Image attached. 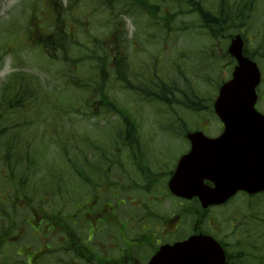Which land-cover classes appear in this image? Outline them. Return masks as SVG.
<instances>
[{
  "label": "flooded vegetation",
  "instance_id": "flooded-vegetation-1",
  "mask_svg": "<svg viewBox=\"0 0 264 264\" xmlns=\"http://www.w3.org/2000/svg\"><path fill=\"white\" fill-rule=\"evenodd\" d=\"M71 14L70 31L75 35L81 25L78 15ZM116 134L121 135L106 139L105 145L93 140L84 154L75 150L72 168L55 171L58 178L52 180L58 193L52 215L41 213L43 219L35 226L28 221L32 232L23 226L0 234L22 241L18 255H31L32 264H149L161 248L192 236L213 237L228 260L248 253L251 217L226 208L238 196H251L239 193L207 209L196 198H180L169 189L179 160L168 158L163 148L157 152L155 137H126L124 126ZM130 174L134 179L129 181Z\"/></svg>",
  "mask_w": 264,
  "mask_h": 264
},
{
  "label": "trees",
  "instance_id": "trees-1",
  "mask_svg": "<svg viewBox=\"0 0 264 264\" xmlns=\"http://www.w3.org/2000/svg\"><path fill=\"white\" fill-rule=\"evenodd\" d=\"M68 1V6H64L62 0H44L49 10L42 13V18L38 16L37 19L40 22L42 20L44 22L48 18H53L54 21L51 23L47 22L46 28H44L43 22L40 25L34 23L35 25L29 26L30 36H34V42L30 47L36 48L44 54L45 52L50 54V51L53 52L51 55H54L55 52H61L64 56L69 57L71 49L68 47V43L73 32L67 26L70 23L72 11L77 15H97L99 13L104 15L106 18L104 27L106 29L109 28L108 38L101 39L92 34L91 44L99 45L101 52L99 54L95 49H92V52H87L90 59H97L98 63H102L100 67L107 71V74L101 80L104 83L102 82L99 87L97 86L98 83L96 85L99 89L98 92H102V89L104 90V84L106 85L110 79L123 85L124 88L126 86V90L140 92L137 87L130 86L133 83L131 79H133L136 83L143 85L142 87L139 86L140 90L146 93V95L142 96L144 97L142 100L163 105L168 111L166 114H169L170 121H172V115L176 113L172 107L184 110L183 113L185 114L189 112L200 114L204 112L203 110H208V112L214 114V98L226 78H224L223 74L218 75L214 78L215 83L209 79V88L203 91L199 87L194 86V83L187 78L186 68H181L184 65L183 63L179 65L180 70H178L177 74L171 72L169 68L167 76L164 72V74L156 73V75L150 77L142 74L138 75L137 70L133 69L134 66H132L127 53V49L130 46L131 48L135 47L133 43H131L132 45L129 43L126 30L127 24L125 23L127 19L131 20L136 27H143L142 30L146 32L153 30L154 32L164 31V33H167L175 25L183 26L184 28L182 29L185 31L198 29L203 40H207L206 42H211V44L203 43L202 49H204L205 54L202 56V71L192 72L196 83L200 75L201 78L206 80L204 76L207 70H212L215 74H218L219 66H226L227 69L233 65V60L226 50L224 53L219 52L217 45L225 38L228 39L227 43H229V39L235 34L244 36L246 40L245 54L256 60L258 64H263V69H261L264 72V23L262 22L263 28L256 31L258 19L255 21V17L264 15V0H172L174 7H178L177 12L172 11L167 15L164 14L163 10L166 0H161L164 4L162 7L159 3L160 0H76V3L74 0ZM260 3L263 5V11L258 8ZM86 7L90 10L83 11ZM37 8L36 2H33L32 9ZM179 15H193L196 19H194L193 23H186L184 20L177 18ZM41 25L43 29L39 30L38 27ZM251 33H253V36L250 38ZM82 47L88 48L89 46L85 47L83 44ZM206 50H210L211 53L206 52ZM87 55L82 57H88ZM220 61L223 63L220 64ZM37 80V77L35 78L25 73H13L8 77V81L0 92V122L11 121L15 115L18 117L27 113H30L32 121H38L41 119L40 113L47 107V103H49L50 107H54L58 104L67 103L66 99L68 100V98L71 101L73 100L71 92H55L56 99L52 92H32V87L29 85L33 84L29 82H37ZM82 84L83 86L78 85V88L86 91L83 92L85 95L88 93L87 88L84 86L83 81ZM210 88H213V90ZM93 96L94 94L85 96L84 103L89 104ZM102 97H104L103 94ZM90 103H92V100ZM103 103L106 106L105 110L107 113H114L121 118L124 126H126V136L131 132L135 134V131H137L135 128L136 123L128 115L127 110L111 99H104ZM175 104L177 105L174 106ZM175 120L177 121H167L164 124L161 122L160 125H163L161 129L167 132L165 134L170 135L168 132L174 129L172 126L174 125L177 128H181L179 136H183L189 131V127L186 129V126H184L187 123L185 116L176 117ZM200 123H197L195 128L199 126L205 129L209 125L204 122ZM34 154L24 151L22 145L18 143L16 145L11 131L0 125V190L4 189L7 177L8 180L12 178V183L15 185L18 180L19 182L21 181L24 169H27L30 174L36 170L37 159ZM70 158L71 156L68 154L64 158V162L66 161L69 164ZM1 166L3 167L1 168ZM30 179L36 178L35 176H30ZM16 187L19 189L20 185L17 184ZM17 193V195L20 194L19 190ZM258 207L264 211V201L259 203ZM254 238L252 236V239ZM262 238L264 243L263 235ZM250 249L253 251L251 255L229 258V264H246L247 260L252 264H264V250H256L255 244ZM257 252L259 253L258 255L256 254Z\"/></svg>",
  "mask_w": 264,
  "mask_h": 264
},
{
  "label": "rangeland",
  "instance_id": "rangeland-1",
  "mask_svg": "<svg viewBox=\"0 0 264 264\" xmlns=\"http://www.w3.org/2000/svg\"><path fill=\"white\" fill-rule=\"evenodd\" d=\"M33 2H36L38 8L37 11H40L42 5L47 7V4L44 0H2L0 3V86L6 82L8 77L13 73H25L26 75H32L35 78L37 77L41 82V90L42 91H51L53 90V96L56 99L55 91L56 92H66L65 89L69 88V82L76 80L80 82L82 78L88 79L86 82L91 84L92 92L96 91L97 85L98 87L101 86V79L98 77V68L101 66V62L98 63L97 59H90V61H82L79 60L83 55H87V52H92V49H95L97 53L100 54L101 48L99 45H92L89 44V36L90 34H95L96 36L100 37L101 39L108 38L107 33L109 32V28L104 27V23L106 22V18L102 14L97 15H90L85 17L83 14L78 15V20L81 21L82 24L86 23L90 30L84 29L81 27L77 33H75V38L78 41V44H87L89 45L88 48L83 49L81 46H78L75 51L73 50L68 57V59H77L76 63L78 65H74L73 70L79 68L81 73H86V75H78L71 73L70 71H65V76H62L61 71L57 69H67L70 66L69 63L64 62L61 60L59 62H53L47 56V54H39L38 49L31 48V42L21 43V38L24 36L26 29L30 26V20L34 13L32 9ZM64 4L67 2L63 0ZM215 2V1H214ZM160 6H164L163 1L160 0ZM262 3L259 4L258 8L263 11ZM176 8L171 4V12H177ZM88 9V7H87ZM86 8L83 10H87ZM185 10H187L184 7ZM164 13L165 9L163 7ZM264 15L255 17V21L258 19V24L256 27V31L263 28L262 22L264 23ZM177 18L180 20H184L186 23H193L194 19H196L193 15H179ZM125 23L127 24L126 30L128 32L129 43H133L135 45L134 48L131 46L127 49V53L129 55V60L132 64L133 69L138 70L140 72L145 71L147 76H152L154 74L152 69H155L157 72H163L165 68L168 67L171 69V72L177 74L178 70H180L179 65L183 62L186 64L185 66H181V68H186L187 71V78L194 83V86L200 88V90H205L209 88L210 83L208 82L209 79L215 83L216 76L223 74L224 78H230L232 71V65L226 69V66H219V73L215 74L212 70H207L206 80L199 76L198 82L194 80V75L192 72H200L202 71L203 61L202 56L205 54L203 47V43L207 40H203L200 36L201 32L197 29L195 31H185L182 28L183 26L175 25L170 28L167 33L164 31H153L149 30V32L143 31L141 26L136 27L135 24L131 20H126ZM146 27V23H145ZM39 30H42V25L38 27ZM166 35H168L166 37ZM253 36L251 33L250 38ZM252 40V39H251ZM210 41V40H208ZM154 42V43H151ZM228 39H223L219 45H217V50L219 52L224 53L225 50L227 52L229 43ZM230 42V41H229ZM207 43V42H206ZM205 43V44H206ZM208 45L211 42L207 43ZM205 48V46H204ZM206 52L211 53L210 50H206ZM88 56V55H87ZM179 57H182L180 59ZM82 61V62H81ZM212 61V60H211ZM88 62V63H84ZM220 64L223 63L222 61L219 62ZM189 65V66H188ZM260 68L263 69V64H258ZM189 68V69H188ZM108 69V68H107ZM131 69V67H130ZM132 69V70H133ZM224 69V70H223ZM261 69V71H262ZM92 74H94L96 81L93 82L94 78L91 79ZM104 74H107V71L104 70ZM164 74V73H163ZM262 83L259 87V94H261L262 98H259L258 101V109L264 113V72L262 71ZM206 81V82H205ZM85 82V83H86ZM104 83V82H103ZM212 84V83H211ZM213 90V88H210ZM263 90V93H261ZM41 91V92H42ZM74 92V89L72 88ZM1 92V89H0ZM73 92L71 94L73 95ZM75 93V92H74ZM79 93V92H78ZM89 93V92H88ZM85 94V95H88ZM80 103L84 104L85 95L79 93ZM102 94L104 97H102ZM76 96V94H75ZM78 97V96H77ZM106 97V98H105ZM112 100L120 107L124 108L125 110L129 111L130 113H134L137 119L140 121V125L143 127L141 129V135L145 137H155L156 140V151L161 152L164 145H166L165 151L170 158L176 157L177 155L181 154V150L185 148V144L180 139H173L167 137V132L164 129H158L157 123L162 122L166 123L170 121L169 114L167 110L159 109L158 107H153L147 102L141 100V98H137L136 94L133 91L126 90L123 85L119 84L118 82H114L112 79L104 84V90L102 92H97L91 100ZM215 99V98H214ZM90 100V101H91ZM89 104H84L79 106V113L74 115H70L69 117L64 116L62 119L58 115L56 111H53V114L57 118L56 124L60 125L57 129L58 134L56 135V139H60L63 134L65 135H74L81 130H86L92 132L94 129L92 128L95 123L101 125L105 128L106 133H109V138L114 137L116 139L115 128H109L110 126H116L121 124V118L115 114L106 113V111H102L103 108L98 106L97 109L92 110ZM88 102V101H87ZM72 105V104H70ZM157 105V104H156ZM175 104L174 106H176ZM157 106H160L158 103ZM173 110L176 111L172 115V121L176 122V117H181L182 115L185 116L186 126L185 128L188 130H194L197 123L204 122L205 124H210V134H215L218 131V127L220 123H218V118L208 110H203L204 112L200 114H196L193 112H189L188 114L183 113L184 110L178 109L177 107H172ZM178 109V111H177ZM49 103H47V107L40 113L41 119L40 120H48L49 116L52 115L50 111H52ZM91 111H96L98 114L94 115ZM179 112V113H177ZM78 114V115H77ZM179 114V115H178ZM185 114V115H184ZM37 115V113H36ZM131 117V116H130ZM132 118V117H131ZM133 119V118H132ZM24 120H32L28 114L24 115ZM134 120V119H133ZM170 121V122H172ZM201 124V123H200ZM173 130L168 132L171 137L179 136L181 132V128H177L174 125ZM177 128V129H176ZM67 130V131H63ZM63 131V132H62ZM114 134V136H113ZM168 139H167V138ZM164 138V140H163ZM165 142H167L165 144ZM78 144V142H76ZM42 147L41 154L44 158H51L57 152L55 149H51L50 152L44 153V144L38 146H31V148L40 149ZM55 151V152H54ZM186 151V150H185ZM184 151V152H185ZM68 152H70L71 156L76 154L73 151L72 147H68ZM37 159V168H39V163L43 164L44 160L39 158V155L36 157ZM46 165V163H45ZM67 169V167L56 166V169ZM34 171L31 172L30 176H34ZM121 175L119 178L121 179ZM127 179L133 180L134 175L130 174L127 175ZM32 184L36 181V179L32 180ZM43 183L41 179L38 183H35V187H42ZM42 194V192H41ZM43 199L44 196L41 195ZM42 210H49L53 211L52 207L47 206ZM251 210V206L247 203V201L242 198L238 197L235 200L234 205L233 203L226 208V211L229 213H233L234 211H238L240 213H248ZM28 213V210L25 211ZM247 216V214H246ZM259 228H255L254 232L257 233ZM28 243H36V242H28ZM259 254L258 252L256 253ZM2 256H0V260H2ZM246 264H252L250 262Z\"/></svg>",
  "mask_w": 264,
  "mask_h": 264
},
{
  "label": "water",
  "instance_id": "water-1",
  "mask_svg": "<svg viewBox=\"0 0 264 264\" xmlns=\"http://www.w3.org/2000/svg\"><path fill=\"white\" fill-rule=\"evenodd\" d=\"M229 54L237 61L232 78L224 83L214 103L224 132L211 139L203 133H191V151L181 161L171 185L180 184L184 173L189 186L185 195L199 196L207 206L233 195L238 190L251 194L264 190V115L257 108V88L261 72L257 64L244 56V41L236 36ZM263 164V166H262ZM204 179L216 188H197ZM222 199V200H221ZM223 249L211 238L193 237L184 243L163 248L150 264H225Z\"/></svg>",
  "mask_w": 264,
  "mask_h": 264
}]
</instances>
